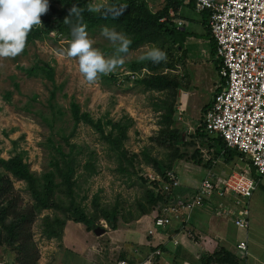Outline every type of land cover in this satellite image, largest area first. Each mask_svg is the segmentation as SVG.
Instances as JSON below:
<instances>
[{
	"label": "rangeland",
	"instance_id": "obj_1",
	"mask_svg": "<svg viewBox=\"0 0 264 264\" xmlns=\"http://www.w3.org/2000/svg\"><path fill=\"white\" fill-rule=\"evenodd\" d=\"M84 1L93 11L105 10L111 5L110 0ZM136 1V11L141 14H156L166 4L165 0ZM49 2L63 5L61 0ZM193 8L196 9L195 5ZM167 23L170 32L174 22ZM101 28L88 32V38L93 47L111 57L113 47L100 35ZM109 28L124 33L120 27ZM194 29L198 32L200 27L194 25ZM149 30L152 33L143 44L121 54L122 62L111 73L100 74L91 83L79 72L77 58L67 54L69 43L56 33L47 34L40 40H26L23 50L14 57H0V157L7 160L20 154L39 185L45 173L55 171L52 165L55 147L61 146L65 152L72 149L77 165L74 196L82 214L76 216L67 211L70 199L56 173L58 186L51 207L39 213L32 228L33 239L41 251L38 264H118L119 259L129 260L128 252L141 245L112 246L117 245L113 244L112 238L123 239L127 234V230L122 232L120 229L117 235L112 234V226L129 227L127 224L145 215H151L149 217L153 219L156 206L150 201V189L160 195V201L192 195L205 175L212 174L215 184L220 185L227 174L235 175L248 167L247 160L240 156L226 162L216 151V146L196 137L195 126L202 117L201 107L212 95L206 78L200 80L196 95L190 97L189 110L181 107V113L177 111L178 85L188 88L191 83L187 73L188 61L175 47L174 40H179L177 34L160 33L155 26ZM125 35L131 40V36ZM196 37L201 35L197 33ZM153 46L162 49L166 59L150 68L149 60L141 61L139 57ZM45 64L54 71V83L40 70ZM133 64L138 67L133 69ZM30 69L34 71L32 74L28 73ZM213 73L212 68L209 78L213 79ZM154 75L163 76L167 83L156 89H147L141 84L142 79ZM53 90L54 98L51 97ZM193 100L195 106L191 105ZM72 102L78 103L81 110L88 112L95 121L101 120L104 134L83 122L75 126ZM169 109L174 110L171 120L165 118ZM110 122L119 126L112 128ZM169 129L181 131V142L164 141V133ZM149 157L157 159V168L148 162ZM0 171L12 178L26 204L34 202L25 180L2 166ZM170 171L178 175L181 184L168 190L166 186L170 182L165 175ZM249 206L248 228L237 227L233 218L221 210L217 199L206 201L202 207L210 214L225 216L223 228L234 239L238 237L264 245V175L259 179ZM114 211L117 213L115 217ZM77 217H83L86 224L75 222ZM47 219L54 224L56 233L46 230ZM55 219L66 223L62 233H59L61 228L55 224ZM96 228H105V232L98 235ZM175 229H179V237L186 233L191 239L197 238V230L193 227ZM162 241L147 248L143 246L141 250L145 254L160 244L163 254L158 259L159 264H181V245L174 248L162 244ZM167 246L169 249L165 250ZM2 255L9 259L15 257L13 244L0 247V258ZM192 255L188 258L193 259ZM214 255L204 254L202 258L214 259Z\"/></svg>",
	"mask_w": 264,
	"mask_h": 264
},
{
	"label": "built area",
	"instance_id": "obj_2",
	"mask_svg": "<svg viewBox=\"0 0 264 264\" xmlns=\"http://www.w3.org/2000/svg\"><path fill=\"white\" fill-rule=\"evenodd\" d=\"M194 1L197 11L210 12L215 56L220 61L219 75L225 80L204 115L206 130L243 154L254 167L256 177L249 165L235 175L224 176L220 185L215 184L209 173L192 195L159 203L154 224L155 228H173L175 224L179 227L183 212L190 213L206 201L217 199L221 210L233 218L235 225L248 228L249 201L264 175V0ZM165 177L170 182L168 190L180 186L174 171L167 172ZM238 247L246 251L247 242H239ZM135 250L136 255H142L138 248ZM162 254V249L157 248L135 264H156ZM118 264L133 263L119 259Z\"/></svg>",
	"mask_w": 264,
	"mask_h": 264
},
{
	"label": "trees",
	"instance_id": "obj_3",
	"mask_svg": "<svg viewBox=\"0 0 264 264\" xmlns=\"http://www.w3.org/2000/svg\"><path fill=\"white\" fill-rule=\"evenodd\" d=\"M166 4L164 8L156 14L143 13L136 11L138 3L136 0H110V7L102 11H93L84 0H61L62 6H56L53 3H48L47 11L41 15V23L33 25L26 35L25 41L28 39H43V37L50 33L58 34L61 40L67 41L70 44L71 41V28L76 24H81L85 27L86 32H93L97 28L109 26L120 27L125 34L131 36L128 51L130 49L137 48L144 43L145 38L152 32L150 27L155 26L160 33H179V30L172 25L170 32L167 22H172L178 9L184 6L194 7V0H165ZM75 6L78 15L74 14L70 17V9ZM115 13H119L118 15ZM204 15V23L207 27L210 39L213 43V56H215L216 45L211 35L210 30V12L202 11ZM173 14V15H172ZM67 18L68 22H65ZM164 19V21L162 20ZM172 24V23H171ZM178 35V34H177ZM181 35L183 32L181 30ZM175 47L180 50L181 56H184L185 49L183 41L174 40ZM181 48V49H179ZM214 60L217 64L218 70L220 68V61L216 57ZM155 63L149 60V67L154 68ZM138 64H133L132 68L136 69ZM45 73V76L53 83L55 81L54 71L51 66L45 64L40 67ZM33 70H28L29 74H32ZM167 79L161 75H154L150 79H142L143 84L147 89H156L163 84L167 83ZM225 80L220 78V85L214 92L213 99L202 108V117L200 122L195 126L196 137L209 144L216 146L217 152L221 153L226 162H232L236 156L242 158L241 154L235 148H229L226 143L218 135L209 133L205 127L204 115L211 103L213 102L215 95L221 90ZM180 85H178L179 87ZM55 90L52 91L51 97L54 98ZM71 113L75 126L83 122L94 126L101 134H104V123L101 120L95 121L92 116L82 111L80 105L76 102L71 103ZM173 109H169V113L166 115V119L171 120ZM112 128H116L119 125L115 122H110ZM164 141L168 143H179L182 140L181 131L179 129H169L164 133ZM56 154L53 157L52 165L55 171H49L43 175L42 183L39 185L34 173L29 169L28 164L23 160L20 154H15L13 157L5 160L0 157V167H4L6 170L12 172L19 179H23L27 182L31 196L34 200L33 203L26 204L21 193L15 188L12 178L0 171V247L8 244H13V248L16 253V264H38L41 258V251L35 244L33 239V225L37 216L43 209H48L51 206L52 197L56 193L57 183L55 182V174L61 178V182L65 185L66 195L69 197V206L67 211L73 215L81 216L79 206L75 203L74 186L75 179L74 174L76 171V163L73 157V150L65 152L61 146L55 147ZM148 162H151L156 168L158 167L157 159L149 157ZM248 165L251 168L253 175L256 177L254 167L247 160ZM156 184V183H155ZM150 201L154 206L159 203L166 202L168 198L160 201V195H155L154 189L149 191ZM117 215L116 211L113 212V217ZM107 220V218H105ZM75 222L85 223L86 220L81 218H75ZM114 223V222H113ZM55 224L60 225V232L62 233L64 225L66 223L59 222V219H55ZM46 230L51 233L54 232V224L49 220H45ZM114 229L115 224L112 226ZM159 244L156 247H152L150 251H154L160 248ZM127 260L130 263H137L133 257L130 256ZM219 262L230 264L237 263L238 259L228 255L217 258ZM205 260V259H204Z\"/></svg>",
	"mask_w": 264,
	"mask_h": 264
},
{
	"label": "crops",
	"instance_id": "obj_4",
	"mask_svg": "<svg viewBox=\"0 0 264 264\" xmlns=\"http://www.w3.org/2000/svg\"><path fill=\"white\" fill-rule=\"evenodd\" d=\"M173 22L175 27L179 30V33H177L178 39L183 41L186 53L184 56L185 60L188 61L187 73L189 74V79H191V83L188 88H186V86L181 87V84L177 88V111L181 113V107L184 110H189L190 97L196 95V89L199 87L200 80L202 78H206L210 83L209 85L211 86L212 95L207 102L203 104L201 107L202 110V108L213 99L214 92L220 85L219 70L213 56V43L204 23V15L193 7L184 6L178 9ZM194 25H198V27H200L198 32L195 31ZM181 30L183 32V36L181 35ZM197 33L201 35L200 38L196 37ZM198 44L200 46H198ZM207 46L208 49L205 48ZM184 65L186 64L184 63ZM212 68L214 69L213 79L209 78L210 69L212 70ZM191 105L195 106L194 100ZM149 216L151 215H145L142 218L127 224L130 225L129 227L118 225L116 229L111 230L114 235H117L119 229L122 232L127 230V234H124L123 239L121 237L120 239L112 238L113 244H117L112 246L121 248L126 247L127 245L125 244L129 245L131 243L141 245V247H138L140 248L138 251L140 250L142 253L141 256L136 255L138 254L135 250L137 247H134L128 252L131 257L137 259L135 260L137 262L141 261L144 257H146L145 255L151 252L148 250V252L144 254L141 249L147 248L148 245H155L156 243H159V240H163L162 244L172 245L174 248L181 245V264H225L219 262V259L216 260L217 258L225 255V253H228V255L238 259L237 263L230 264H264V245H259L243 238L237 237L234 239L233 236L225 232L223 228L225 226V216L210 214L209 211L203 207L196 208L190 213L186 211L183 212L181 215L180 226L184 230H188L191 227L196 229L198 235L197 238L193 237V239L189 238L186 233H181L179 237V229H175L178 224H175L173 228H155L154 218L151 219L152 217L150 218ZM150 230L153 231L152 234H150ZM108 231L106 230V232ZM174 239L178 242L174 243ZM241 241H247L246 251L239 249L238 243ZM205 245L208 246L205 247ZM65 247L69 248V250H74L70 248L69 245H65ZM168 249L169 247L167 246L165 250ZM69 252L74 255L72 251H67L68 254ZM84 252H86V250ZM191 253H193V259L188 258V255H191ZM204 254L212 257L215 254L214 259L205 258L204 260V258H202ZM0 259V262L16 264V256L9 259L6 255H2ZM156 264L159 263L157 262Z\"/></svg>",
	"mask_w": 264,
	"mask_h": 264
},
{
	"label": "clouds",
	"instance_id": "obj_5",
	"mask_svg": "<svg viewBox=\"0 0 264 264\" xmlns=\"http://www.w3.org/2000/svg\"><path fill=\"white\" fill-rule=\"evenodd\" d=\"M48 3L49 0H0V57H14L23 50L27 33L33 25L41 23V15L47 11ZM74 14H79L75 6L70 9L68 17ZM65 22H68L67 18ZM100 35L112 45L114 54L111 57L92 46L83 25L76 24L71 28L67 54L77 58L79 72L89 83L100 74L111 73L122 62L121 54L128 52L130 44L128 37L115 28L102 27ZM139 59L160 63L166 59V53L153 46Z\"/></svg>",
	"mask_w": 264,
	"mask_h": 264
},
{
	"label": "water",
	"instance_id": "obj_6",
	"mask_svg": "<svg viewBox=\"0 0 264 264\" xmlns=\"http://www.w3.org/2000/svg\"><path fill=\"white\" fill-rule=\"evenodd\" d=\"M104 232H105V228H96L95 229V233L98 234V235H100V234H102Z\"/></svg>",
	"mask_w": 264,
	"mask_h": 264
}]
</instances>
